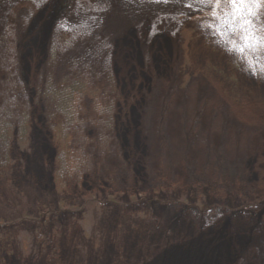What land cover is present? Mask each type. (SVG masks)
Returning <instances> with one entry per match:
<instances>
[{"label": "rangeland", "instance_id": "374dc122", "mask_svg": "<svg viewBox=\"0 0 264 264\" xmlns=\"http://www.w3.org/2000/svg\"><path fill=\"white\" fill-rule=\"evenodd\" d=\"M250 8L264 41V0ZM231 12L227 0H0V114L28 111L33 129L0 150V264H264V42L223 25ZM64 79L98 99L75 133L82 182L57 195L40 90ZM205 194L219 209L194 210Z\"/></svg>", "mask_w": 264, "mask_h": 264}, {"label": "trees", "instance_id": "16d2710c", "mask_svg": "<svg viewBox=\"0 0 264 264\" xmlns=\"http://www.w3.org/2000/svg\"><path fill=\"white\" fill-rule=\"evenodd\" d=\"M63 11V9L60 10L57 16ZM89 91L81 82H70L69 79L68 81L66 79L62 80L58 85L50 80L40 90V96L46 104L45 106L50 114V119L53 120L50 126L55 152L52 182L54 192L57 195L66 190L69 181L81 183L87 168V161L85 160L83 149L76 143L75 133L82 123L80 109L82 108L84 99L88 97H91V100L98 99L97 91ZM17 111L19 110L15 112L10 111L12 114H9L8 119L5 114H0V150L6 152V158L8 157L11 143L16 142L21 148H24L31 141L33 131L32 117L28 111L21 113ZM96 111L102 116L107 115L109 119L113 118V108L111 107L103 108L101 104H98ZM189 196L192 198V201L193 199H197L195 196L193 198V192H189ZM204 197L203 208L201 209L195 206L196 208L194 210L196 212L210 213L211 211L219 209L216 196L212 197L211 195L205 194ZM192 201L191 204H186L181 201L177 203L193 208L191 207L193 205ZM249 209L250 206L245 208L246 212H249ZM44 217H46V214H40L38 218L41 219ZM0 225L4 227L2 222H0ZM216 241H218L216 242L218 247L221 248L224 239L222 240L217 236ZM183 255L185 258L187 257L185 254ZM223 256L225 259V255ZM219 260V256H216L214 259L215 264H218Z\"/></svg>", "mask_w": 264, "mask_h": 264}, {"label": "snow or ice", "instance_id": "6c2138e0", "mask_svg": "<svg viewBox=\"0 0 264 264\" xmlns=\"http://www.w3.org/2000/svg\"><path fill=\"white\" fill-rule=\"evenodd\" d=\"M232 6V12L230 14H226L224 18H222L221 23L223 25H229L235 31L236 21L239 19L241 23V27L244 30L245 41H252L253 43H259L264 41H257L254 33L255 27L253 24L252 16L253 13L251 11L250 5L257 0H227ZM251 45H249L250 47ZM243 50V49H242Z\"/></svg>", "mask_w": 264, "mask_h": 264}]
</instances>
